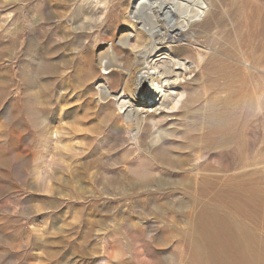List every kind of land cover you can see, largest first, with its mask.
<instances>
[{
    "label": "rangeland",
    "instance_id": "374dc122",
    "mask_svg": "<svg viewBox=\"0 0 264 264\" xmlns=\"http://www.w3.org/2000/svg\"><path fill=\"white\" fill-rule=\"evenodd\" d=\"M135 1L0 0V264H264V0H205L172 44L199 64L182 104L145 107L150 128L131 119L102 158L114 168L85 166L103 54Z\"/></svg>",
    "mask_w": 264,
    "mask_h": 264
},
{
    "label": "bare ground",
    "instance_id": "6f19581e",
    "mask_svg": "<svg viewBox=\"0 0 264 264\" xmlns=\"http://www.w3.org/2000/svg\"><path fill=\"white\" fill-rule=\"evenodd\" d=\"M208 11L209 5L205 0H136L134 2L135 20L128 19L132 27L131 36L128 32L121 33L116 41L118 44L112 41L109 47L111 50L108 48L103 54V58L106 59L105 68L116 66L108 72L111 80L105 78L109 91L99 90V97L103 100L100 103L93 105L91 101L87 102L94 107L91 112L86 113L87 122L90 123L85 129L90 132V135L86 136L92 140L90 146H87L88 152L85 155L87 168H114L103 162L102 158L119 154L112 142L118 138L121 127L132 128L131 119H134L137 124L154 117V112L142 116L145 107L156 105L163 111L166 107L168 110H174L179 103L182 104L181 98L185 93L183 88L188 81L181 83V80L191 76L199 64L196 61L197 58L190 62L195 64L194 67L180 63L172 44L179 43L191 30L193 24L203 19ZM170 16L172 19L168 20ZM105 18L108 20L107 16ZM115 20L117 21V19H111V22ZM124 52L125 54H122ZM83 62H90L89 57H85ZM176 65H179L177 69ZM93 68L88 63L82 69L84 84L90 78ZM114 76L117 78H113ZM56 78L58 76L53 72L51 88L53 99L57 94ZM119 81L123 83H118ZM119 86L121 91L119 95H116L114 93ZM91 88L88 85L83 93L89 95ZM169 103L173 105L168 107ZM56 106L57 101L54 102L53 108ZM111 107L118 109V112H112ZM149 128L150 125L145 122L142 130L146 132ZM134 140L136 141L134 146L142 150V137L137 135ZM133 149L130 148L127 151H133ZM151 152H154L153 157L160 164L168 160L167 150L157 147Z\"/></svg>",
    "mask_w": 264,
    "mask_h": 264
}]
</instances>
